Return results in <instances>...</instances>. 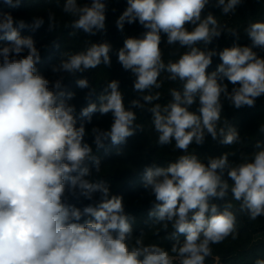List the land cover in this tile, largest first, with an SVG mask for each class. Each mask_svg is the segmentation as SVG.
<instances>
[{"label": "clouds", "instance_id": "obj_1", "mask_svg": "<svg viewBox=\"0 0 264 264\" xmlns=\"http://www.w3.org/2000/svg\"><path fill=\"white\" fill-rule=\"evenodd\" d=\"M3 2L17 7L21 0ZM241 2L216 0L215 6L227 15ZM208 4L209 0H127L117 29L122 32L125 23L138 22L146 31L139 38H125L118 63L134 76V91L149 94L132 100L126 108L119 81L111 80L99 95V103L90 102L80 111L87 123L93 113L112 115L109 128L90 130L99 151L106 141L121 145L137 129L142 130L132 109L144 110L160 99L159 92L151 94L150 90L161 87V72L183 83L182 91L170 90L171 102L156 103L147 111L159 134L158 143L174 141L184 154L166 167L146 166L142 173L144 187L154 196L148 215L165 230L171 224L175 242L170 251L175 256L157 244H145L143 233L134 237L135 218L125 213L123 197L111 194L103 180L89 179L93 168L100 172L101 161L85 140L89 135L85 122L77 127L76 107L68 103L75 93L64 90L63 75L53 81L38 73L40 52L33 38L19 31L28 27L24 20L0 14V40L9 42L0 47V264H176L177 260L178 264H205L211 245L229 236L236 238L232 204L225 203L221 210L214 201H224L230 191L249 219L264 216V142L258 141L256 150L236 164L229 163L227 153L207 157L206 163L188 154L190 145H203L209 135L222 145L240 142L235 127L218 128L222 97L239 109L253 107L264 95V57L253 50H264V22L247 27L251 46L202 50L196 45L207 46L223 32L214 15H202ZM106 11L105 0H91L90 5L65 0L63 6L64 13L75 17L71 27L90 35L106 29ZM49 21L51 30L56 27L51 13ZM43 23L37 17L31 27L35 30ZM161 34L168 45L179 44L188 51L165 64ZM110 51L111 45L103 42L78 53L65 52L66 58L52 72L75 75L101 64L110 66ZM217 55L221 63L208 73ZM225 79L233 85L231 91ZM76 83L80 89L89 87L87 79ZM194 104H198L195 112L191 110ZM260 131L264 133V126ZM94 193H99L98 201L83 208L68 203L69 196L93 201ZM84 217L91 219L81 223ZM180 235L185 237L183 242ZM254 264H264V259Z\"/></svg>", "mask_w": 264, "mask_h": 264}, {"label": "trees", "instance_id": "obj_2", "mask_svg": "<svg viewBox=\"0 0 264 264\" xmlns=\"http://www.w3.org/2000/svg\"><path fill=\"white\" fill-rule=\"evenodd\" d=\"M106 11V29L97 32L95 35L85 34L82 30H74L71 25L75 17L63 12L65 0H21L19 6L11 7L0 0V14L10 13L15 21L24 20L28 27L19 29L21 36H31L35 46L40 52L41 58L36 65L39 74L49 80H55L63 75V87L66 92H74L75 97L68 103L75 105L77 127L80 122H85L86 130L89 135L85 137L87 143L93 148V154L97 155L101 161L100 172L97 174L93 168L92 176L89 179L93 181L103 180L110 187L111 194L123 197L125 213L134 217L133 236H140L143 233L145 244H157L171 253V246L175 242L171 238L173 231L171 224L167 230L162 223H157L155 218L149 217L148 213L153 207L154 196L150 195V189H146L142 181L143 169L146 166L157 165L166 167L170 162H174L178 156L184 154L181 150L175 148V142L171 144L160 145L158 143L159 134L154 130L151 113L147 108L159 103L164 106L171 102L170 90L176 89L182 91L183 83L179 80L172 81L168 79L167 72H161L158 82L161 83L159 89L153 88L151 94L160 93V99L153 101V104L145 105V109L133 108L137 119L135 123L142 127L137 129L135 134L127 138L121 145H112L110 140L105 142V148L96 150L91 136L93 126L107 129L112 123L111 113L101 116L98 112L92 114L91 123H87L86 118L80 117V111L91 103H99L98 97L103 92L107 83L111 80H118L120 90L123 93V102L126 108L131 107V101L139 99L148 92L140 93L134 91V76L130 71H125L118 63L117 53L123 47L124 40L127 37H141L146 31L138 22L124 25L121 32L116 27V21L127 7V0H105ZM80 5L91 4V0H77ZM216 0H209L202 15L211 13L216 17L221 25L223 32L220 37L214 38L212 43L205 46L200 42L197 47L202 50L216 49L223 50L225 47H231L233 44L240 46H251V40L246 34L247 27L257 21L264 22V0H242L237 6L235 12L227 15L222 13L220 7L215 6ZM49 13L54 15L56 27L49 30ZM43 18L44 23L39 28L33 30L31 25L34 19ZM191 30V25H186ZM231 31H234L233 34ZM75 32L74 35L71 33ZM161 51L165 64L169 61L175 62L188 49L182 48L179 44L168 45L166 36L161 34ZM107 42L111 45L109 53L111 65H99L95 69L86 70L82 73L70 75L67 73L52 72L53 66L59 65L65 52L78 53L84 51L92 43ZM9 42L0 40V47L7 46ZM254 51L261 57H264V50L254 48ZM22 53L21 55H26ZM221 63L219 56L212 58V64L206 70L211 73L216 70ZM87 79L89 87L80 89L76 81ZM231 91L233 85L224 80ZM94 90V91H93ZM92 93L90 99H85L88 93ZM143 103V101H141ZM222 113L219 127H235L240 134V142L233 145H222L219 141H213L211 136H207L203 145L189 146L188 154H195L199 159L207 162V157H216L223 153L228 154L230 164H236L242 161L245 156H250L255 149L258 141L264 142V133L260 127L264 126V95L257 98L253 107L244 106L236 109L230 106L229 102L222 97ZM198 104L192 106V111H196ZM227 121V123H225ZM89 167H92L89 162ZM225 178L227 176L225 174ZM229 185L232 182L229 180ZM99 193L93 194V201L83 196H69L68 203L75 207L84 206L98 201ZM221 206L225 203L232 204V211L236 216V238L227 237L219 244L211 245L212 254L207 257L205 264H254L257 259H264V216L256 220L249 219L246 211H241L240 202L232 198L229 191L224 201H214ZM91 217H84L80 221L84 222ZM178 239L183 242L185 237L180 235ZM134 242V241H133ZM178 264V260L176 261Z\"/></svg>", "mask_w": 264, "mask_h": 264}]
</instances>
